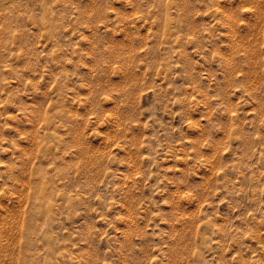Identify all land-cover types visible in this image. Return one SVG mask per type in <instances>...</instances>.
Segmentation results:
<instances>
[{
    "label": "rangeland",
    "instance_id": "rangeland-1",
    "mask_svg": "<svg viewBox=\"0 0 264 264\" xmlns=\"http://www.w3.org/2000/svg\"><path fill=\"white\" fill-rule=\"evenodd\" d=\"M0 264H264V0H0Z\"/></svg>",
    "mask_w": 264,
    "mask_h": 264
},
{
    "label": "bare ground",
    "instance_id": "bare-ground-1",
    "mask_svg": "<svg viewBox=\"0 0 264 264\" xmlns=\"http://www.w3.org/2000/svg\"><path fill=\"white\" fill-rule=\"evenodd\" d=\"M42 177V176H41ZM42 179V178H41ZM35 197V196H34Z\"/></svg>",
    "mask_w": 264,
    "mask_h": 264
}]
</instances>
